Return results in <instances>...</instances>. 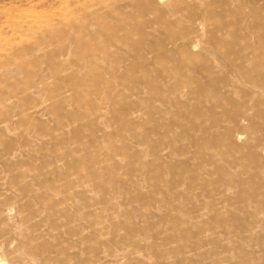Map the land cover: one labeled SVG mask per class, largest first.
<instances>
[{"label": "rangeland", "instance_id": "374dc122", "mask_svg": "<svg viewBox=\"0 0 264 264\" xmlns=\"http://www.w3.org/2000/svg\"><path fill=\"white\" fill-rule=\"evenodd\" d=\"M146 1L0 0V264H264V11Z\"/></svg>", "mask_w": 264, "mask_h": 264}, {"label": "bare ground", "instance_id": "6f19581e", "mask_svg": "<svg viewBox=\"0 0 264 264\" xmlns=\"http://www.w3.org/2000/svg\"><path fill=\"white\" fill-rule=\"evenodd\" d=\"M247 2L248 3L246 5L243 4V5H245L244 6V11L246 12V14H248V15L256 14L258 16V14H260L259 12L264 11V0H247ZM146 3H147L149 8H154V10L158 9V6H159L160 3L163 5L162 7L166 8V9L167 8H171L174 5L172 2L170 3L168 0H147ZM130 7H132V6H130ZM149 13L151 14V11ZM175 14H177V13L175 12L172 15H175ZM152 15H153V13H152ZM248 18H250V16H248ZM240 19H241V22H242V18H240ZM203 20H205V19H203ZM203 20L202 21L199 20V22L197 24H196L197 21L195 22L196 28L194 30L196 32L202 31L203 27H205V25H204L205 23L203 22ZM246 27H250L251 29H254L256 27V30L259 29V28L262 29V32H261V30H259V32L257 34H255V35L249 33V37L251 38L250 42H252V39H253L254 42H256V43H251V44L247 45L246 48L242 52L236 54V56H235L236 58H232L231 57V58H227V59L223 60V62L225 64H227L228 67H230V71L233 74V76L236 77L235 80H233V79L229 80L225 84L227 86V87H225V89L227 90L225 95L233 94V93L235 94L236 92L238 93V91H240L242 89L241 85L243 87H246V90L247 89L249 90V91L245 92V95L248 96L246 99H248V100H247L246 104L243 106V108H242L243 110H238L235 113V115H234V120L241 121L243 123V124H240V125H244V124L247 125L248 123L252 122L253 116H252V113H251L252 111L251 110H253V103L257 102L256 101V99H257L256 97L258 95H261V94L264 93V15L260 14V17L258 16L255 20L247 19ZM251 29H249V31H251ZM204 30H205V28H204ZM69 33H72V32H69ZM244 33H245V31H244ZM201 34L202 33H200V35ZM193 36H195V34ZM195 38L193 40H195ZM197 40H199V39H197ZM177 42H175V44ZM176 45H178V43ZM187 45L189 46V43ZM190 46H191V48L193 50L194 49L198 50L197 49V47L199 46L198 41L195 40V41L191 42ZM203 50H205V49H203ZM209 51L211 53H214L211 50H209ZM190 52L191 51H188V52L184 53V57L186 59L189 58ZM250 66L252 67V71L244 70V69H246V67H250ZM194 69H195V67H194ZM211 73L213 74V72H211ZM208 77H211V75L209 73H208ZM235 95H237V94H235ZM258 98H260V97H258ZM262 114H264V113L263 112H259L260 116H262ZM239 134L240 133H238V135ZM238 135L236 137L237 138L236 140H240L241 139L240 138L241 134L239 136Z\"/></svg>", "mask_w": 264, "mask_h": 264}]
</instances>
